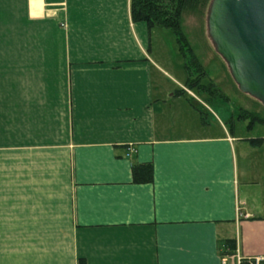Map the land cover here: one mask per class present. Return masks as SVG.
<instances>
[{
  "label": "crops",
  "instance_id": "obj_1",
  "mask_svg": "<svg viewBox=\"0 0 264 264\" xmlns=\"http://www.w3.org/2000/svg\"><path fill=\"white\" fill-rule=\"evenodd\" d=\"M152 31L130 0H0V264L264 258V142L201 124L193 91L163 86Z\"/></svg>",
  "mask_w": 264,
  "mask_h": 264
},
{
  "label": "rangeland",
  "instance_id": "obj_2",
  "mask_svg": "<svg viewBox=\"0 0 264 264\" xmlns=\"http://www.w3.org/2000/svg\"><path fill=\"white\" fill-rule=\"evenodd\" d=\"M210 3L211 0H207L202 10L196 14L186 16L183 25L190 45L195 49L197 56L202 62L204 73L206 74V79L203 80V83L207 84L211 81L216 89L220 91L222 97L218 93L209 96L196 90L193 91L194 94L187 96L192 98L195 106L199 105L200 109H203L201 106L205 105L211 112V114L207 113L205 117H201L203 118L201 119V124H214L219 127L222 124L227 131L231 130L236 138L251 140L264 138L263 125L255 122L252 128L248 129V122L237 121L236 119V115L239 113L238 110L241 108L264 116V107L258 101L242 94L238 90L229 75L225 63L215 52L208 38L206 27ZM151 38V58L162 68L163 73H166L167 79L164 78L163 86L178 90L179 85H186L187 75L184 63L187 61L183 59L184 57L179 52L174 36L167 30L155 29L152 31ZM185 58H188V56L186 55ZM194 77L195 74L193 75ZM171 82H175V84L173 85ZM183 100L175 99L168 103L166 119L170 125L174 124L175 131L177 130L181 133L186 130L188 115V111H186L187 102ZM190 102L192 103V101ZM202 111L205 110L203 109ZM171 119H173L172 122H170ZM236 144V150L244 146L249 152H257L253 151L249 145L243 144L240 141ZM261 148L264 151V144Z\"/></svg>",
  "mask_w": 264,
  "mask_h": 264
},
{
  "label": "water",
  "instance_id": "obj_3",
  "mask_svg": "<svg viewBox=\"0 0 264 264\" xmlns=\"http://www.w3.org/2000/svg\"><path fill=\"white\" fill-rule=\"evenodd\" d=\"M206 27L238 90L264 107V0H211Z\"/></svg>",
  "mask_w": 264,
  "mask_h": 264
},
{
  "label": "trees",
  "instance_id": "obj_4",
  "mask_svg": "<svg viewBox=\"0 0 264 264\" xmlns=\"http://www.w3.org/2000/svg\"><path fill=\"white\" fill-rule=\"evenodd\" d=\"M207 0H130V17L133 23L143 22L148 29H164L169 31L175 38L179 52L187 62L184 63V69L187 75L185 87L190 90L213 96L218 93L214 84L210 81L204 84L206 79L202 62L197 56L195 49L190 45L185 33L183 21L186 16L198 13ZM186 55L188 58H185ZM195 77L193 78V75ZM222 97V96H221ZM237 121L248 122L247 128H252L255 122L264 126V116L255 114L252 111L238 110ZM264 138L249 140L252 146H260ZM133 181L139 184L151 183L153 180V168L151 164L137 165L132 168ZM235 244L228 240L224 242L226 254L234 252Z\"/></svg>",
  "mask_w": 264,
  "mask_h": 264
},
{
  "label": "built area",
  "instance_id": "obj_5",
  "mask_svg": "<svg viewBox=\"0 0 264 264\" xmlns=\"http://www.w3.org/2000/svg\"><path fill=\"white\" fill-rule=\"evenodd\" d=\"M129 149H131V148H129ZM235 260H236V264H264V258H261V257L240 258L238 256H235Z\"/></svg>",
  "mask_w": 264,
  "mask_h": 264
}]
</instances>
